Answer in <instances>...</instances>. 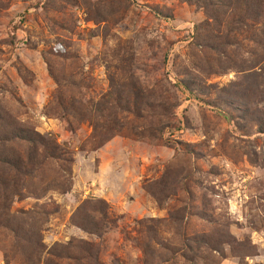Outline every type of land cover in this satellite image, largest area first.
<instances>
[{
  "label": "rangeland",
  "instance_id": "rangeland-1",
  "mask_svg": "<svg viewBox=\"0 0 264 264\" xmlns=\"http://www.w3.org/2000/svg\"><path fill=\"white\" fill-rule=\"evenodd\" d=\"M38 257L264 264V0H0V264Z\"/></svg>",
  "mask_w": 264,
  "mask_h": 264
},
{
  "label": "trees",
  "instance_id": "trees-1",
  "mask_svg": "<svg viewBox=\"0 0 264 264\" xmlns=\"http://www.w3.org/2000/svg\"><path fill=\"white\" fill-rule=\"evenodd\" d=\"M233 1H234V0H232V2H233ZM30 142L33 143L32 141H30ZM40 142H41L40 145L42 146L44 142H42L41 140H40ZM34 144H35V142H34ZM48 156H49V158H52V159H53V158H54V159H57V158L59 157V155L57 154V151H55V150L52 151L50 154H48ZM88 230H89V229H88ZM92 230H94L93 232H95L96 229H90V231H92ZM38 262H40V257L37 258V262H36V264H38Z\"/></svg>",
  "mask_w": 264,
  "mask_h": 264
}]
</instances>
